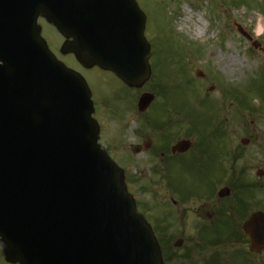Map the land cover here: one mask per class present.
<instances>
[{
	"label": "water",
	"instance_id": "water-1",
	"mask_svg": "<svg viewBox=\"0 0 264 264\" xmlns=\"http://www.w3.org/2000/svg\"><path fill=\"white\" fill-rule=\"evenodd\" d=\"M83 1L87 9L82 0H0L2 253L12 264H162L122 172L97 144L84 81L52 57L36 25L43 16L72 38L61 52L74 53L83 67L140 87L150 74L145 18L133 0ZM152 101L142 94L138 110ZM190 145L181 141L173 150ZM242 230L249 250L260 254L264 214H252Z\"/></svg>",
	"mask_w": 264,
	"mask_h": 264
},
{
	"label": "rangeland",
	"instance_id": "rangeland-1",
	"mask_svg": "<svg viewBox=\"0 0 264 264\" xmlns=\"http://www.w3.org/2000/svg\"><path fill=\"white\" fill-rule=\"evenodd\" d=\"M136 2L146 19L144 37L151 52L150 77L139 89L127 88L109 72L82 68L71 53H57L62 37L41 17L39 32L49 50L86 81L94 104L91 117L100 127L99 144L123 170L128 193L162 245L164 264H204L210 260L214 264H237L233 256L244 250L243 245L239 246L243 238L227 236V231L218 227L196 229V218L197 210L212 198L211 194L216 200V193L224 187L231 191L229 199L244 198L239 191L243 184L253 189L247 196V207L239 209L241 221L256 211L264 212V178L255 176L257 169L264 171V0ZM197 23L205 26L202 35L197 32ZM237 25L250 40L238 33ZM198 72L203 74L202 78L196 76ZM143 93L154 96L149 108L154 124L167 123L159 126L172 128L174 140H190L191 159L207 158L201 161V169L193 163L169 168L167 172L166 167L148 164L142 154L131 155L130 145L142 144V119H153L147 117L149 110L146 117L133 110ZM159 126L155 128L160 130ZM242 138L250 140L248 146L240 145ZM228 140L238 145L242 154L241 161L234 166L229 162V152L219 156ZM200 144L203 148L209 145V154L204 155ZM223 153L226 158H222ZM127 157L132 160L126 161ZM216 157L225 161L227 176L236 174L231 181L225 177L215 182L213 174H209V166ZM159 175L171 179V183H159ZM174 189L188 197L183 206H176L184 218L179 234L174 231L179 230L178 220L169 205L171 198H178L172 193ZM210 232H216L217 237L211 238ZM164 235L169 238L167 242H161ZM179 239L183 241L182 247L175 249L173 244ZM188 251H192L190 258L184 257ZM175 255L180 256L176 261ZM0 264H7L1 245Z\"/></svg>",
	"mask_w": 264,
	"mask_h": 264
},
{
	"label": "flooded vegetation",
	"instance_id": "flooded-vegetation-1",
	"mask_svg": "<svg viewBox=\"0 0 264 264\" xmlns=\"http://www.w3.org/2000/svg\"><path fill=\"white\" fill-rule=\"evenodd\" d=\"M134 110V108H133ZM146 114H149L147 117H153V113L150 114V112H147ZM138 115V114H137ZM140 117H146L145 113L142 115L139 113ZM122 119H126L124 116ZM132 118H129V121L131 122ZM144 120H147L145 122ZM172 125V124H171ZM176 137L172 133V128L168 129L166 128H160V130H157L155 128L154 124V117L153 119H142V144H134L130 145L131 153L133 151H137L138 154H142V158L146 157V160L148 161V164L155 163L156 166L166 167L167 172L169 168H176V167H182V166H190L191 164L195 163L198 164L197 166L199 169H201V161L207 159L204 156V159H191L192 154L191 149L185 153H177L173 151L174 146L178 143V139L174 140L173 138ZM229 143V140H228ZM200 146V150L204 153V155L209 154V145ZM128 150V151H130ZM222 152H229L230 153V159L229 162L234 166L235 163L238 161H241L242 154H240L238 145L236 144H227L225 146H222V149L220 150L219 156ZM137 154V155H138ZM134 155V154H133ZM190 156V158H189ZM222 158H226V153H223ZM188 157V158H187ZM196 158V157H195ZM129 158L127 157L126 161ZM132 160V159H129ZM225 161L221 160L220 157H216L213 160V163L209 166V174L212 175V178H214L215 182H221L225 177H229L230 181L231 179L236 176L229 175L227 176L226 168L224 166ZM237 165V164H236ZM231 168L230 166H228ZM263 175L264 172L262 171ZM170 178L169 174L168 177ZM157 181L159 183H162L164 181V177L159 175L157 178ZM234 181V180H232ZM231 183V182H230ZM231 195V192H230ZM212 198H209L205 203L201 206L199 210H197V221L199 224H197L196 229L200 228H223L230 231H238L241 230L242 223L248 218H246L244 221H241L242 218L239 216V210L240 207H247L246 203H242V198H235L234 200L227 198H217L216 200L213 199V194H211ZM188 197H182L178 196V198H171L169 204L171 205V210L174 213V216L176 220H178L176 223L179 226V230L176 229L174 231H177L178 234L182 229L184 218L181 217V213L177 210L178 204L183 206L186 202ZM183 211H185L183 209ZM182 211V212H183ZM235 212V213H234ZM239 213V214H238ZM203 215V218L201 216ZM213 228V229H214ZM169 240L168 237L163 236V241L161 239V242H167ZM181 244H183L182 240ZM172 242V241H171ZM171 242L169 243L168 247L170 248ZM238 245V244H236ZM244 246V250L241 249L239 253L236 251V255L233 256V259H237V264H264V249L262 250L260 255L252 254L249 252V243L248 240H239V246ZM164 246V245H163ZM235 246V245H234ZM173 247H175V243L173 244ZM239 249V247H238ZM169 254V252H168ZM188 258L191 257L192 251H188L186 253ZM171 255V254H170ZM180 257V256H179ZM177 255L174 256L173 260L179 259ZM207 260V259H206Z\"/></svg>",
	"mask_w": 264,
	"mask_h": 264
},
{
	"label": "trees",
	"instance_id": "trees-1",
	"mask_svg": "<svg viewBox=\"0 0 264 264\" xmlns=\"http://www.w3.org/2000/svg\"><path fill=\"white\" fill-rule=\"evenodd\" d=\"M247 188H251V187L249 185L243 184L242 185V192H246L245 189H247ZM221 233H223L222 236L225 235L224 232H219V235ZM227 234H228L227 236H231L232 238H235V239L238 238V236L234 232H232V233L231 232H227ZM210 236H211V238H216L217 237V234H216V232H214V233L213 232H210Z\"/></svg>",
	"mask_w": 264,
	"mask_h": 264
},
{
	"label": "bare ground",
	"instance_id": "bare-ground-1",
	"mask_svg": "<svg viewBox=\"0 0 264 264\" xmlns=\"http://www.w3.org/2000/svg\"><path fill=\"white\" fill-rule=\"evenodd\" d=\"M189 12V11H187ZM205 31V26L197 23V32L199 35H202ZM228 68V66H225V70ZM225 72V71H224Z\"/></svg>",
	"mask_w": 264,
	"mask_h": 264
}]
</instances>
